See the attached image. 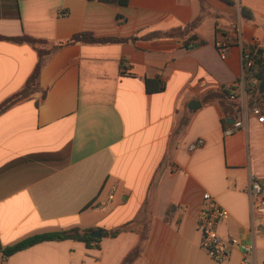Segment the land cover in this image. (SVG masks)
I'll return each mask as SVG.
<instances>
[{
    "label": "crops",
    "instance_id": "obj_1",
    "mask_svg": "<svg viewBox=\"0 0 264 264\" xmlns=\"http://www.w3.org/2000/svg\"><path fill=\"white\" fill-rule=\"evenodd\" d=\"M177 29L58 46L80 33L129 39ZM234 35L221 55L216 41ZM0 36L51 49L39 76L44 98L35 93L0 115V264H240L236 247L225 263L200 247L204 193L227 212L219 235L252 244L264 264L248 194L253 177L264 191V123L248 115L242 87L234 100L221 91L241 78L244 49L257 45L264 58V0H0ZM37 60L31 45L0 40V103ZM146 80L163 90L147 92ZM193 100L200 106L189 107ZM259 105L264 114V97ZM239 111L243 126L225 135ZM126 223L97 248L47 241L1 258L35 234Z\"/></svg>",
    "mask_w": 264,
    "mask_h": 264
},
{
    "label": "trees",
    "instance_id": "obj_2",
    "mask_svg": "<svg viewBox=\"0 0 264 264\" xmlns=\"http://www.w3.org/2000/svg\"><path fill=\"white\" fill-rule=\"evenodd\" d=\"M101 2L115 3L118 5H126L128 0H98ZM201 5L203 0H199ZM243 17L250 18V14L242 9L241 11ZM202 19V15L196 18L194 21L189 23L184 31L187 29H193ZM181 32V29L172 30L168 33L153 32L141 37H131L129 39H118V38H97L90 33H80L73 35L70 39L59 43L58 46L73 44L76 42L82 43H108V42H125L135 39H153V38H166L172 37L175 33ZM0 40H9L15 43H27L31 45L38 54L37 63L27 78L24 85L14 94L6 98L3 102L0 103V115L9 109L15 103L30 97L35 93H41L42 98H44L45 92L39 85V76L41 68L44 64L45 57L50 53L51 49L44 48L43 41L33 39L27 36H17V37H3L0 36ZM185 46L188 47L189 43H185ZM248 49L251 51L253 63L250 68L245 69V87L244 90L249 96V104L252 105L255 102L260 101L264 97V93L260 94L258 92V85L264 79V58L263 51L256 46H249ZM253 80H256L257 84L253 83ZM164 86L159 80H146L145 81V90L149 93L161 92ZM224 95H228V91L221 90ZM130 223H126L122 226L116 227L110 230H101L102 237L114 238L122 231L128 230ZM94 232L92 229H79L74 228L70 230H59L55 232H47L35 234L29 237H26L12 246L6 247L1 251V258L4 262L12 254L27 249L36 244L47 242V241H63V240H74L82 242L87 248H97L99 245V238H94L91 236V233Z\"/></svg>",
    "mask_w": 264,
    "mask_h": 264
},
{
    "label": "built area",
    "instance_id": "obj_3",
    "mask_svg": "<svg viewBox=\"0 0 264 264\" xmlns=\"http://www.w3.org/2000/svg\"><path fill=\"white\" fill-rule=\"evenodd\" d=\"M238 42L237 35L221 37L215 43L217 51L222 55L227 50L231 43ZM256 48L259 46L256 45ZM253 59L251 51L246 48L242 51L243 72L239 81L234 84H229L221 87V90L228 91L227 98L234 100L238 88L245 87V69L252 66ZM257 84L256 80H253ZM239 111L238 117L232 124L225 129L224 134L230 135L233 131L238 130L243 126L241 114ZM245 115V114H244ZM248 115L254 117L258 123H264V114L258 102L253 103L248 108ZM191 147H194L191 146ZM260 178L253 177L250 180L248 194L250 199V213L254 225V232L261 233L264 231V191ZM111 199L112 196H109ZM203 205L201 206L196 227L200 234V247L205 251L210 259L217 263H225L230 256V251L236 247L241 253L240 264H258L256 260L255 248L252 244L241 242L236 237L223 238L217 232V227L227 218V212L221 208L216 201L208 193L202 195Z\"/></svg>",
    "mask_w": 264,
    "mask_h": 264
},
{
    "label": "water",
    "instance_id": "obj_4",
    "mask_svg": "<svg viewBox=\"0 0 264 264\" xmlns=\"http://www.w3.org/2000/svg\"><path fill=\"white\" fill-rule=\"evenodd\" d=\"M258 92L260 93V94H263L264 93V79L259 83V85H258ZM197 105V106H200V103L198 102V101H195V100H193V101H191L190 103H189V107L190 106H193V105ZM91 236L92 237H94V238H100L101 237V233H100V231L99 230H96V231H94V232H92L91 233Z\"/></svg>",
    "mask_w": 264,
    "mask_h": 264
},
{
    "label": "rangeland",
    "instance_id": "obj_5",
    "mask_svg": "<svg viewBox=\"0 0 264 264\" xmlns=\"http://www.w3.org/2000/svg\"><path fill=\"white\" fill-rule=\"evenodd\" d=\"M40 93V92H39Z\"/></svg>",
    "mask_w": 264,
    "mask_h": 264
}]
</instances>
